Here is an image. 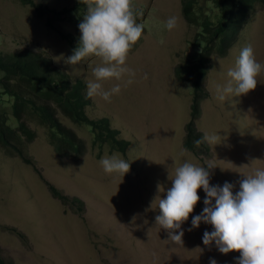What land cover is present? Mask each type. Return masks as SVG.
I'll return each instance as SVG.
<instances>
[{"label": "rangeland", "instance_id": "374dc122", "mask_svg": "<svg viewBox=\"0 0 264 264\" xmlns=\"http://www.w3.org/2000/svg\"><path fill=\"white\" fill-rule=\"evenodd\" d=\"M50 8L63 9L79 0H36ZM205 0L202 6L206 7ZM142 11L137 23L144 25L143 38L131 50L127 66L136 73L134 82H104L106 90L120 83L121 92L107 102L92 97L91 118L109 117L120 137L131 140L128 153L111 152L112 146L95 145V132L88 124L74 122L61 112L63 121L74 128L87 144L81 159L59 155L53 144V130L30 121L35 138L27 142L26 154L35 166L0 148V256L7 264H237L238 252L221 253L213 242L203 244L210 224L192 228V218L202 213L206 194L181 227L183 245L171 241L169 230L156 225L159 198L171 187L174 168L183 162L208 169L210 185L227 181L239 191V182L256 168H264V72L257 88L246 95L217 99L216 87L227 83L243 47L251 44L258 62L264 65V7H258L226 58L213 57L205 87L209 98L202 103L197 127L205 134H217L221 142L204 143L209 159L200 161L184 147L186 126L191 120L193 87L176 76L179 66L197 62L202 45L196 39L200 29L189 26L183 15V0H133ZM178 17V27L169 31L166 22ZM45 19L19 0H0V49L5 53L33 50L53 59L60 71L73 80L88 83L93 68L101 63L90 57L79 65L65 62L74 48L50 30ZM61 28L81 36L77 21ZM147 75V79H145ZM0 111L12 114L11 99L0 96ZM12 125L16 119L12 116ZM183 153V154H182ZM116 154L130 163L124 176L106 173L100 160ZM102 155V157H100ZM48 184L70 198L84 203L75 213L54 197ZM215 201H213V204ZM191 229V231H189ZM20 234V235H19Z\"/></svg>", "mask_w": 264, "mask_h": 264}, {"label": "trees", "instance_id": "16d2710c", "mask_svg": "<svg viewBox=\"0 0 264 264\" xmlns=\"http://www.w3.org/2000/svg\"><path fill=\"white\" fill-rule=\"evenodd\" d=\"M19 1L32 8L39 19H45L46 26L57 32L70 47L75 49L78 46L80 37L65 32L61 24L76 20L79 25L83 21L88 10L84 0L61 10L39 4L36 0ZM204 1L183 0L187 23L200 29L196 39L202 50L197 62L179 66L176 70L177 78L192 83L193 87L191 120L186 126L184 147L196 157L202 155L201 162L209 159V150L205 144L197 147L194 141L204 136L198 130L197 120L202 114V103L210 96L205 81L212 58H226L238 43L250 15L258 7H264V0H209L205 2L206 7L202 6ZM0 96H8L12 108L11 115L0 111V148L18 156L27 165L35 166L25 151L27 142L35 138L31 120L53 130L52 141L60 156L81 159L87 153L86 141L63 121L61 112L76 123L90 125L95 132L96 146L103 148L110 144L112 153L127 154L132 145L131 140L120 137L121 129L115 128L109 117H90L87 110L93 98L87 96V83L73 80L71 75L56 68L53 59L45 54L33 50L5 53L0 49ZM12 116L17 126L10 122ZM48 187L55 198L73 207L75 213L84 212L82 200L70 198L52 184ZM0 264H7L1 256Z\"/></svg>", "mask_w": 264, "mask_h": 264}, {"label": "clouds", "instance_id": "9594fccd", "mask_svg": "<svg viewBox=\"0 0 264 264\" xmlns=\"http://www.w3.org/2000/svg\"><path fill=\"white\" fill-rule=\"evenodd\" d=\"M84 2L88 10L78 25L79 44L65 62L79 65L87 58H99L101 63L92 70L94 79L87 83V96L111 102V97L121 92V84L106 90L104 82L124 81L125 77H128L124 81L125 87L134 82L136 73L127 66V60L133 47L143 38L144 25L137 23V17L143 13L134 9L133 0ZM177 27L178 17H170L166 28L171 31ZM262 72L264 65L257 61L253 46L243 47L235 67L227 72V83L217 85V99L225 101L229 96L246 95L255 90ZM220 142L217 134H205L194 141L197 147ZM100 164L108 174L124 176L130 170V163L116 154L105 156ZM214 167L210 162L206 169L187 161L176 166L170 178L171 187L165 198H159L160 214L155 217L156 225L169 230L172 242L183 245L181 226L193 214L200 201L198 192L203 189L205 207L191 221L192 228H198L201 222L212 226L213 231L204 232L203 244L210 246L215 242L223 254L238 252L237 264H264V168H256L252 174L244 176L239 182V191L234 194V185L227 181L222 187L210 185L208 169ZM210 264H216V261L213 259Z\"/></svg>", "mask_w": 264, "mask_h": 264}]
</instances>
